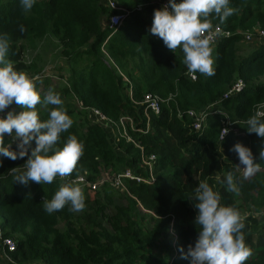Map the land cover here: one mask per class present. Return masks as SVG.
<instances>
[{
    "label": "trees",
    "instance_id": "1",
    "mask_svg": "<svg viewBox=\"0 0 264 264\" xmlns=\"http://www.w3.org/2000/svg\"><path fill=\"white\" fill-rule=\"evenodd\" d=\"M116 1L115 12L126 17L112 31L100 24L102 17L114 12L105 0H35L28 12L20 0H0V35L9 37L6 58L14 70L37 76L33 79L36 90L40 84L48 90L51 83L41 78L42 68L36 61L24 59L29 49L51 37L69 62L65 82L53 91L78 104L74 108L63 103L73 125L61 133L56 145L62 148L68 136L75 135L84 146L70 177L86 173L89 180H95L103 171L128 168L148 178L140 163L145 156L155 157L151 184L125 180L121 190L104 184L97 191L83 192V211L71 212L66 205L49 214L40 197L51 200L63 184L56 178L51 184L13 183V176L26 170L28 157L12 161L0 155V244L5 237L16 244L4 264H190L180 249L186 254L198 239L193 195L201 181L221 194V205L232 206L245 217V244L252 255L244 264H264V224L254 214L264 208V160H257L260 170L244 179L238 155L229 151L240 142L258 157L262 146L261 138L247 131L246 121L264 103V42L244 54H239L238 43L239 32L264 30V0H229V6L240 11L223 24L212 19L213 25L230 35L212 47L216 74L205 77L197 72L195 80L186 75L182 50L172 52L149 32L160 4ZM21 25L26 29L23 33ZM102 48L116 67L105 64ZM237 80L243 81L242 90L224 97ZM147 93L165 99L158 114L145 111L140 104ZM80 106L98 109L113 122L121 116L132 118V129L129 123L126 128L137 146L120 136L116 147L121 152L116 150L107 131ZM54 107L36 106L42 121ZM11 108L13 114L25 110L13 103L5 109L4 118ZM188 109L206 110L199 131L192 129L185 113ZM225 116L233 124L219 140ZM4 143L16 149L7 134ZM30 143L34 148L35 141ZM229 172L239 181V194L227 192L222 184ZM114 199L119 203L106 213ZM61 223L63 228H59Z\"/></svg>",
    "mask_w": 264,
    "mask_h": 264
},
{
    "label": "clouds",
    "instance_id": "2",
    "mask_svg": "<svg viewBox=\"0 0 264 264\" xmlns=\"http://www.w3.org/2000/svg\"><path fill=\"white\" fill-rule=\"evenodd\" d=\"M20 4L28 12L35 0H20ZM239 11L238 7L229 6V0H182L180 3L169 0L168 5L154 10L149 32L162 39L172 52L175 53L178 48L182 50L183 63L193 80L197 72L212 77L216 74L212 43L214 36L218 35L213 32L212 19L218 18L223 24ZM116 19L113 18V22ZM20 31H26L23 25ZM8 51L9 37L5 33L0 35V113L13 103L25 110L18 114L9 111L6 118H0V155L12 161L28 157L24 164L26 170L14 175L13 183L24 186L30 181L40 185L51 184L57 176L70 177L84 154V146L75 135H69L62 148L57 149L56 145L61 140V133L72 127L73 119L67 114L58 93L49 88L42 99L34 81L25 73L14 70L12 62L6 58ZM38 104L56 106L50 110L47 120L42 121L38 115ZM262 116L264 114L252 115L246 121L247 131L262 140L258 157H254L252 151L240 142L229 149L238 155L244 179L260 170L257 160H264ZM5 134L18 140L15 150H12L11 144L5 145ZM33 140L34 148L30 143ZM12 171L16 172V169ZM222 184L226 185L227 192L239 194V181L232 172L226 175ZM193 199L197 210L194 222L200 230L195 245H189L186 254L180 249L182 258H190V264H244L252 255V250L245 244V217L236 208L221 205V194L205 181L194 189ZM66 205L70 206L71 212L85 209L81 187L71 183L61 186L51 200L44 202V210L52 214Z\"/></svg>",
    "mask_w": 264,
    "mask_h": 264
},
{
    "label": "built area",
    "instance_id": "3",
    "mask_svg": "<svg viewBox=\"0 0 264 264\" xmlns=\"http://www.w3.org/2000/svg\"><path fill=\"white\" fill-rule=\"evenodd\" d=\"M168 3H169V0H162L160 3V6L163 8L164 6L168 5ZM105 6L109 8L111 11H114L108 15L106 23H107L108 29L115 31V29L121 24L122 20L126 17V13L115 12L118 9V4L116 0H105ZM169 10L171 11V8H169ZM113 18H117L115 22H113ZM213 32L218 33V35L214 36L212 45H215L216 43H218V41L230 35L229 31L222 29L219 25H213ZM239 34L241 35V37L243 35V38L247 41H251L253 36H257L258 39L264 38V30H261V29L244 30V31L239 32ZM102 51L105 56V58L103 59L105 64L116 67L114 61L109 56V54L103 48H102ZM186 75L191 80H193L192 74H190L188 70L186 71ZM243 86H244L243 81L237 80L234 83V85L227 91L224 97H229V96H232L240 92ZM164 101L165 99H163L157 94L147 93L142 98L140 104L144 106L145 111L158 114L160 112L161 104ZM80 108L86 110L87 114L91 117V120L94 121L95 123H98L102 127H104V125L105 126L109 125V127L115 128L118 135L123 137L126 142L134 143L132 138L128 134L127 128H126L127 123L130 124L131 129L133 127L132 118H130L129 116H121L117 122H113L109 120L98 109L89 108V107L83 108L82 106H80ZM185 113L192 120L191 126L194 131H199L205 124V120L207 116V112L205 109H201V110L188 109L187 111H185ZM262 113H264V103L262 105H259L256 109V114H262ZM177 115L180 117L182 115V112L178 111ZM4 116H5V112L0 113V118H4ZM221 124H222V127L219 133V140L223 139L224 136L230 131V127L232 126L233 122H231L228 119V117L225 116L221 120ZM226 129H228V131L226 134H224ZM13 142H14V139H13ZM154 160H155L154 155H149L148 157L145 156L140 163V167H142L145 170V172L148 175V178L135 173L131 169L126 168L117 173H113L110 179H106L100 176L99 178L95 180H89L87 178L86 173H82L74 177H66V178H61L57 176L56 179L60 181L63 185L71 183L73 186H79L81 187L83 192L85 190L97 191L104 184H108L113 188L121 190L124 187L125 180H131L136 183L151 184L153 182V175L151 171L153 169ZM40 201H47V200L45 197L42 196L40 197ZM258 215L260 217L261 222L264 224V208L258 213ZM15 247H16V244L13 238L11 237L2 238V249H3V255L5 258H8L7 252L8 251L11 252L15 250Z\"/></svg>",
    "mask_w": 264,
    "mask_h": 264
},
{
    "label": "rangeland",
    "instance_id": "4",
    "mask_svg": "<svg viewBox=\"0 0 264 264\" xmlns=\"http://www.w3.org/2000/svg\"><path fill=\"white\" fill-rule=\"evenodd\" d=\"M156 3H161L162 0H152ZM107 18L103 17L100 19L101 27L107 26ZM264 42V38L258 39L257 36H253L251 41H247L243 38V35L241 37V40L238 43L239 47V54H244L248 52L251 48L257 46L259 43ZM214 45H212L213 47ZM61 48L59 47L58 43L54 38H48L38 43L37 47L35 49H29L24 56V59L26 61L34 60L37 62V64L42 68L41 72V78H47L50 80L51 83V89L55 90L57 88H60L63 83L65 82V77L67 76V71L69 67L68 60L60 53ZM30 79H35L37 76L33 77L31 74L28 76ZM38 92L44 96L47 93V89L43 88V84H40L37 88ZM63 103L69 102L72 107L76 108L78 107V104L75 100H73L71 97H63L61 98ZM41 107H44L41 105ZM14 108H11V111L14 112ZM88 118L91 120V117L87 114ZM107 131V137L112 144V146L121 152L120 149L116 147L117 143V137H120L118 133L116 132L115 128L109 127V125H104L103 127ZM14 135V134H13ZM13 138V136H11ZM18 140L14 139V143L17 144ZM244 169H240V172L243 173ZM113 173L110 170H106L102 172V177L106 179H110L112 177ZM119 201L117 199H114L112 204L108 207L106 210L107 212H110L113 206L118 204ZM258 216L257 213H254ZM63 224H59V228H63ZM15 241V240H14ZM5 263V257L3 255V249L0 244V264ZM35 264H42L40 262H36Z\"/></svg>",
    "mask_w": 264,
    "mask_h": 264
},
{
    "label": "crops",
    "instance_id": "5",
    "mask_svg": "<svg viewBox=\"0 0 264 264\" xmlns=\"http://www.w3.org/2000/svg\"><path fill=\"white\" fill-rule=\"evenodd\" d=\"M152 1V0H151ZM103 18V17H102Z\"/></svg>",
    "mask_w": 264,
    "mask_h": 264
}]
</instances>
